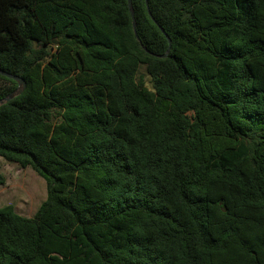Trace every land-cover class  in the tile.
I'll list each match as a JSON object with an SVG mask.
<instances>
[{
	"label": "trees",
	"instance_id": "trees-1",
	"mask_svg": "<svg viewBox=\"0 0 264 264\" xmlns=\"http://www.w3.org/2000/svg\"><path fill=\"white\" fill-rule=\"evenodd\" d=\"M131 4L0 0V264H264V0Z\"/></svg>",
	"mask_w": 264,
	"mask_h": 264
},
{
	"label": "rangeland",
	"instance_id": "rangeland-1",
	"mask_svg": "<svg viewBox=\"0 0 264 264\" xmlns=\"http://www.w3.org/2000/svg\"><path fill=\"white\" fill-rule=\"evenodd\" d=\"M141 68L140 72L143 73ZM149 87L148 77L145 76ZM0 173L4 183L0 185V207L11 205L14 211L24 217H31L46 197L44 179L30 167L22 168L17 163L0 157Z\"/></svg>",
	"mask_w": 264,
	"mask_h": 264
},
{
	"label": "water",
	"instance_id": "water-1",
	"mask_svg": "<svg viewBox=\"0 0 264 264\" xmlns=\"http://www.w3.org/2000/svg\"><path fill=\"white\" fill-rule=\"evenodd\" d=\"M145 3L147 5V0H145ZM127 7H128V11H129V14H130V17H131V23H132V28L134 30V33L137 37V34H136V31H135V28H136V22H135V18H134V12H133V8H132V4H131V0H127ZM148 8V7H147ZM159 26V25H158ZM160 30L162 32H164V30L159 26ZM166 38H167V42H168V47L166 49V51L161 54V55H158L159 57H164L167 55L168 53V50H169V46H170V39L167 35H165ZM138 38V37H137ZM52 42L54 44H56V40H52ZM145 49V48H144ZM0 75L4 76V77H7L9 79H12L13 81H15L16 83V87L14 90H12L11 92L7 93L2 99H0V105L7 102L9 99H11L12 97L16 96L17 94H19L25 87V82L24 80L17 76V75H14V74H11L9 72H6L2 69H0Z\"/></svg>",
	"mask_w": 264,
	"mask_h": 264
}]
</instances>
